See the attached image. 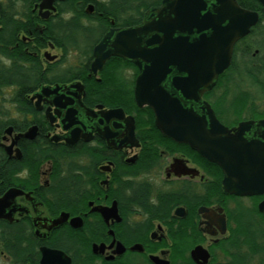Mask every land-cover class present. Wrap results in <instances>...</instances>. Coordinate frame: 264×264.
<instances>
[{
  "label": "flooded vegetation",
  "instance_id": "flooded-vegetation-1",
  "mask_svg": "<svg viewBox=\"0 0 264 264\" xmlns=\"http://www.w3.org/2000/svg\"><path fill=\"white\" fill-rule=\"evenodd\" d=\"M70 1L72 0H0V48L4 47L2 44L5 43L4 36L7 34L4 20L11 18L21 23L23 27L16 30L14 46H7V50L12 55L37 56L43 68L42 73L47 77H51L55 72L65 73L64 66L67 59L65 50L82 46L80 34L74 36L76 44L67 43L66 22L74 19V14L66 10ZM94 13L95 6L93 13L89 16ZM47 29L52 30L54 38H60V43L57 39H49L50 37L45 33ZM110 29L126 28L115 27L114 22H111L110 28L101 34L97 44ZM94 48L88 78L98 81L103 70L97 76L89 77L94 61ZM56 50L61 53V57L48 52ZM53 57L54 60H51ZM11 64V59L0 55V66L8 67ZM51 69L54 70L53 73L50 72ZM130 72L129 67L125 68L122 71V79L129 81ZM3 73L1 70L0 74ZM74 83H80L84 87L79 95L87 109L95 113L99 112V106H103L105 110L116 109L102 104L88 106L85 103L86 87L81 80L72 83L49 81L41 85L29 96L36 114L27 116L10 103L14 90L8 88L0 90V193L2 194L0 198L11 189H18L30 195V200L25 196L16 199V205L22 209L16 212L12 222L0 220V259H7L13 264H40L41 250L47 248L61 251L71 259L72 264H155L152 257H157L168 264H196L192 260L191 252L194 248L202 246L210 254L209 264H227L228 261L234 263L235 261L227 255L222 246L228 239L235 238L232 236L231 229L234 227L233 219L236 217L238 218L237 264H264V214L259 211L264 195L238 197V203H227L225 199L217 198L213 194L217 187L215 182L217 169L224 176L222 169L202 157L190 146L176 143L165 136L164 144L158 138L153 145L148 142L145 144L137 137V129H135L139 147L119 148L121 142L125 140V130L115 129L114 124H109L108 129L115 136L111 144L96 131H92L91 141L87 142L81 138L75 145L68 146L66 138L69 136V131H64L61 123L65 111H60L53 105L55 96L42 97L41 111L37 110L36 100L33 98L45 87L67 89ZM214 90L211 91L210 102L205 100V96L203 99L211 105L220 123L233 129L244 121H251L238 122L236 110L226 109V111L219 108L220 88L217 91ZM6 96H10L8 100L10 108L3 106ZM126 116L129 115L126 114ZM51 118L55 120L53 123L50 121ZM25 119L30 122V125L25 130L19 129L18 122ZM98 126L97 122L96 128ZM32 127H37L38 131L35 140L18 139ZM104 127L100 128L103 135H105ZM50 148L75 149L81 153L87 151L92 153L89 156L80 154L76 157V165L80 168L76 173L80 190L91 198L88 201L87 210L82 208L74 213L64 209L53 215L48 209L47 201H43L42 196L50 193L55 186L52 179L56 173L57 157L41 154L33 156L31 151L38 149L48 151ZM17 151L21 153V159H17ZM25 155L30 158L26 157L25 160ZM61 159L65 160V157ZM63 162L60 165L64 176L66 161ZM136 166L138 170L133 169ZM180 167L183 172L193 170L197 174L179 176L177 174L181 172L178 170ZM15 183H20L23 187ZM171 198L179 199L181 205L178 204L170 209V216L166 219H152L145 211V208L154 210L166 206ZM202 198L205 204L198 205V200ZM126 201L128 204L124 207ZM114 204L117 205L120 222L111 219L107 223L101 214L91 211L96 207L111 208ZM201 208L208 209V212L201 214ZM179 209L183 210L180 212L181 216L176 215ZM62 212L70 213V220L82 218L83 228L103 225L107 229V237L58 238L66 232L67 228H71L70 224L66 223L49 232L47 229L49 224L45 220L58 218ZM148 220L152 226L148 237L129 238V229L146 224ZM1 224L15 226L16 231L24 232L27 229L30 232L31 238H13L15 250L13 257L2 250ZM36 230L39 231L38 235ZM110 230L114 232L115 238L109 235ZM171 238L196 239L199 243H196L187 253L176 249L178 246H174L175 242ZM28 240L32 244H29ZM138 245L143 247V252L131 250ZM25 251L26 257L20 258L19 254Z\"/></svg>",
  "mask_w": 264,
  "mask_h": 264
},
{
  "label": "water",
  "instance_id": "water-1",
  "mask_svg": "<svg viewBox=\"0 0 264 264\" xmlns=\"http://www.w3.org/2000/svg\"><path fill=\"white\" fill-rule=\"evenodd\" d=\"M256 1L264 6V0ZM93 11V5L86 9L88 15ZM259 18L257 12L242 8L237 0H163L160 6L145 13L140 25L110 29L93 52L89 77L97 76L113 57L127 60L138 68L134 88L137 106L153 110L156 127L163 136L190 146L219 166L224 174L223 191L229 196L264 195V119L244 121L237 128L229 129L220 123L211 105L203 98L230 68L236 44L250 35ZM82 90L84 87L80 83L67 89L45 87L33 100H36L37 110L41 111L42 97L55 96L53 105L65 111L61 123L64 131H69L68 146L75 145L81 138L91 141L92 131L111 144L115 136L108 128L109 124H114L115 129L122 128L126 134L119 148L139 147L134 117L126 116L121 108L105 110L99 106L98 113L87 109L79 95ZM50 121L55 120L51 118ZM101 126H108L104 127L105 135ZM37 133V127H32L18 139L35 140ZM17 159H21L19 151ZM178 170L181 171L179 176L197 174L193 170L183 172L181 167ZM21 196L30 200V195L18 189H11L0 198V220L13 221L16 212L22 209L16 205V199ZM91 211L101 214L107 223L111 219L121 220L116 204ZM259 211L264 214V201L260 203ZM180 212L183 210L179 209L176 215L181 216ZM205 212L208 209H200L201 214ZM45 222L49 224V232L66 223L74 230L84 227L82 218L70 220L67 212ZM222 225L224 227L225 223ZM36 234H39L38 230ZM109 235L115 238L112 230ZM131 250L144 251L140 245ZM41 251L40 264H72L61 251L47 248ZM191 257L196 264H209L210 254L202 246L194 248ZM152 260L155 264H168L157 257Z\"/></svg>",
  "mask_w": 264,
  "mask_h": 264
},
{
  "label": "trees",
  "instance_id": "trees-1",
  "mask_svg": "<svg viewBox=\"0 0 264 264\" xmlns=\"http://www.w3.org/2000/svg\"><path fill=\"white\" fill-rule=\"evenodd\" d=\"M163 0H72L68 3L67 9L74 14V19L68 20L66 23V38L67 43L76 44L74 40L75 34L81 35L82 46L69 50H65L66 57L70 53H80L82 59L78 67L66 69L65 73H53L47 77L42 73L41 63L36 56L27 57L26 55H12L7 50V46H14L15 33L18 28L23 27L21 23L14 21L11 18L4 20L6 25V35L4 36V47L0 48V55L12 60V64L8 67L0 66L4 72L0 74V90L12 89L14 90L13 97L10 103L18 108L19 112L27 115H35L36 112L29 101V96L36 92L41 85L52 81L72 83L76 80H81L86 87L85 103L94 107L96 104H102L110 108H121L129 116H133L136 122L137 137L143 140L146 144L153 145L157 138L164 144L166 138L160 134L155 125V115L150 107L139 108L135 102L134 86L138 76L137 68L130 62L122 60L121 58H112L105 66L100 74V80L88 78L90 64L92 62V50L97 44L101 34L108 30L111 22H114L115 27L132 28L141 24L145 13L151 8L161 5ZM238 4L247 10L257 12L260 16L259 23L251 30L249 36L241 40L235 47L233 62L230 68L220 76L219 85L214 91L219 90V108L226 110H236L238 122L241 120H260L264 119V108L261 106V98L258 93L264 97V6L256 0H237ZM90 4L95 6V13L89 16L85 13V9ZM87 22V23H85ZM74 32V33H73ZM51 40L57 39L60 43V38L53 35L52 30L45 31ZM16 48H14L15 50ZM37 53V50H35ZM241 59V69L238 63V72L236 71L237 58ZM129 67L133 74L130 80L122 79V71ZM237 72V73H236ZM238 76L236 82L235 76ZM245 79L244 82H242ZM250 87H246L248 85ZM256 91V92H255ZM213 92V91H212ZM209 92L205 95V100L210 102ZM5 101V100H4ZM227 111V110H226ZM30 125L28 120L18 122L19 129L25 130ZM33 156L41 154L42 156L57 157L55 162V175L53 182L55 186L47 195H41L43 201H47L48 209L51 214L55 215L60 210H70L74 213L82 208L88 209V198L80 190L79 179L76 175L78 169L76 165V157L82 155H91L90 151L79 152L77 150L63 149L54 150L50 148L48 151L38 149L31 151ZM27 155V152H26ZM24 159L30 158L26 156ZM27 157V158H26ZM65 157V160L61 158ZM66 161V173L63 176V168L60 164ZM138 170L137 166L133 167ZM216 183L214 196L221 200L225 199L227 203H238V197L226 195L222 188V172L217 169ZM23 187L20 183H15ZM2 194L0 193V196ZM39 196V195H38ZM198 205L205 204L202 198L198 200ZM128 201L125 202V206ZM180 204L181 201L177 198H171L166 206L159 209L145 208L146 212L152 219L163 220L169 217L170 209ZM232 227V236L223 244L222 249L227 255L235 261L227 262V264L238 263V218L234 217ZM95 225L81 230H73L67 228L66 232L58 238H106L107 229ZM15 226L1 224L3 232V251L9 256H14V239L13 238H31L30 232L27 229L24 232L16 231ZM152 226L149 220L146 224L137 225L129 229V238H145L149 236ZM174 246H178V250L189 252L198 240L188 238H171ZM29 241V240H28ZM29 244H32L29 241ZM18 245V244H17ZM27 252H23L20 258L26 257Z\"/></svg>",
  "mask_w": 264,
  "mask_h": 264
},
{
  "label": "rangeland",
  "instance_id": "rangeland-1",
  "mask_svg": "<svg viewBox=\"0 0 264 264\" xmlns=\"http://www.w3.org/2000/svg\"><path fill=\"white\" fill-rule=\"evenodd\" d=\"M48 52L51 55H58L59 57H61V53L59 51H57V50L56 51H48ZM66 58H67L66 59V64L64 66L65 69L78 67L80 62H81V59H82L80 53H78V52L70 53L69 56H67ZM238 63H239V67L241 69L242 61H241V59H239V57L237 58V61H236V64H237L236 65V71L237 72H238ZM132 74H133V72H130V75H132ZM236 76H237V74H236ZM236 76H235V79H236V82H238V77H236ZM244 81H245V79L242 82H244ZM245 83H246V81H245ZM246 85H248V84H246ZM246 87L248 88L250 86L248 85ZM258 95H259V98H261V106L264 108V97H262L259 93H258ZM5 98H6V102H3V106L6 107V108H10V103L8 101L10 99V96H6ZM0 264H13V263H10V261L7 260V259L1 258L0 259Z\"/></svg>",
  "mask_w": 264,
  "mask_h": 264
}]
</instances>
